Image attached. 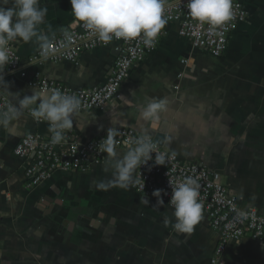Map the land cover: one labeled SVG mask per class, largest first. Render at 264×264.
Here are the masks:
<instances>
[{
  "label": "crops",
  "instance_id": "0c3cea01",
  "mask_svg": "<svg viewBox=\"0 0 264 264\" xmlns=\"http://www.w3.org/2000/svg\"><path fill=\"white\" fill-rule=\"evenodd\" d=\"M40 6L47 13L38 27L48 38L81 24L70 0H40ZM258 22L242 24L219 58L194 49L179 36L178 25L169 26L117 99L78 114L77 138L88 142L111 126L141 132L143 105L166 98L158 134L170 142L165 138L163 147L219 173L244 208L264 215V26ZM13 47L23 59L40 49L35 38ZM117 55L113 47L100 48L82 53L77 62L23 65L4 79L21 99L32 87L40 90L43 79L74 89L100 87ZM47 129L26 114L0 128V264H213L218 235L205 213L191 234L176 233L163 222L165 216L173 219L167 204L154 208L153 199L145 204L132 186L98 189L97 181L111 178L103 163L86 172L57 173L27 189L24 162L14 156V147L28 134L47 137ZM216 264H264V246L233 242Z\"/></svg>",
  "mask_w": 264,
  "mask_h": 264
},
{
  "label": "built area",
  "instance_id": "2783aa9c",
  "mask_svg": "<svg viewBox=\"0 0 264 264\" xmlns=\"http://www.w3.org/2000/svg\"><path fill=\"white\" fill-rule=\"evenodd\" d=\"M187 2L188 0H165L164 15L168 23L152 48L145 47L139 40L114 39L110 44L104 45L79 24L77 27L64 30L71 35L70 42L65 39L64 31L49 38L46 60L41 56V49L27 59H23L15 51L12 57L14 62L8 65L4 75L20 69L23 65L44 61L77 62L82 53L113 47L118 55L104 85L74 89L51 79H43L39 85V89L43 91L55 88L69 95H77L81 101L79 113L102 109L119 97L122 87L134 70L149 55L157 51L169 26L178 25L179 36L189 40L194 49L205 50L213 57L219 58L226 52L232 34L248 20L246 0H233L234 19L221 28L210 30L208 25L199 24L190 17L186 8ZM9 99L7 95H0V109L6 106ZM23 114L30 116L27 111ZM40 123L48 127L46 122ZM117 128L120 133L116 137L117 150L127 151L133 146L132 142L140 132L129 127ZM106 135L107 132L82 143L77 138L74 126L71 132L66 133L67 141L59 145L51 144L49 132L47 137L26 135L15 145L13 151L14 156L24 162L26 188L32 190L39 188L60 172H86L102 164L104 154L98 153L96 146ZM159 150L172 153L163 146ZM149 167L151 171L148 170ZM187 176H193L198 180L202 212L208 216L211 229L218 235L213 259L215 264L220 261L227 247L233 242L254 240L264 246V215L257 209L244 208L232 194L229 186L223 182L221 175L205 165L188 162L175 153V156L169 157L166 166H153L150 161L148 166L136 169L134 179L139 180L140 183L133 185L132 188L141 197L153 200H156L152 196L153 191L161 190V199L169 206L172 195L169 179L182 180ZM143 181L144 191L141 188Z\"/></svg>",
  "mask_w": 264,
  "mask_h": 264
},
{
  "label": "clouds",
  "instance_id": "9594fccd",
  "mask_svg": "<svg viewBox=\"0 0 264 264\" xmlns=\"http://www.w3.org/2000/svg\"><path fill=\"white\" fill-rule=\"evenodd\" d=\"M71 13L84 29L104 44L114 39L123 41L139 40L147 48H152L168 23L165 17V0H70ZM10 5V6H9ZM188 14L199 24H206L210 30L226 25L234 19L233 0H188ZM47 9L40 6V0H0V95L10 99L0 109V128L8 129L27 111L36 122H46L50 142L59 145L67 141L66 133L76 124L81 101L77 95H69L60 89L50 91L35 90L21 99L20 93L9 91V83L4 79L6 65L13 63L16 49L13 45L32 42L35 38L44 60L48 58L49 38L39 29L44 23ZM69 42L72 37L64 31ZM14 98L15 102H12ZM169 102L166 98H152L146 101L139 113L143 122L140 134L133 140V146L121 153L117 150V127L111 126L105 138L96 146L98 153L104 154L103 165L111 178L97 181L100 190L111 188L129 189L140 181L134 179L136 169L148 166H166L175 153L160 151L162 141L154 137L162 128V117L167 113ZM84 129H80L83 131ZM154 154V155H153ZM151 171V167L148 169ZM172 188L169 206L173 208L172 218L165 216V226L171 225L179 234H191L202 219L200 184L193 176L182 180L169 179ZM144 181L141 188L144 191ZM166 194V193H165ZM161 190H154L156 207L164 206ZM145 204L149 201L145 198ZM215 264V261H213Z\"/></svg>",
  "mask_w": 264,
  "mask_h": 264
},
{
  "label": "rangeland",
  "instance_id": "374dc122",
  "mask_svg": "<svg viewBox=\"0 0 264 264\" xmlns=\"http://www.w3.org/2000/svg\"><path fill=\"white\" fill-rule=\"evenodd\" d=\"M250 6L251 8H248V19H258L257 24L264 26V0H252Z\"/></svg>",
  "mask_w": 264,
  "mask_h": 264
},
{
  "label": "water",
  "instance_id": "95a60500",
  "mask_svg": "<svg viewBox=\"0 0 264 264\" xmlns=\"http://www.w3.org/2000/svg\"><path fill=\"white\" fill-rule=\"evenodd\" d=\"M164 137H165L164 135L157 134L156 137H155V141H162V140L164 139ZM164 141H165V139H164ZM164 141H163V143L161 144V146L164 145Z\"/></svg>",
  "mask_w": 264,
  "mask_h": 264
}]
</instances>
